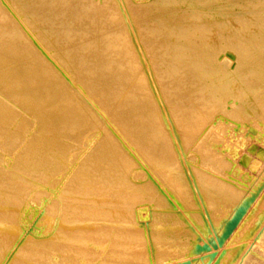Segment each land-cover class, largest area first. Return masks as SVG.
I'll return each mask as SVG.
<instances>
[{
  "label": "bare ground",
  "instance_id": "obj_1",
  "mask_svg": "<svg viewBox=\"0 0 264 264\" xmlns=\"http://www.w3.org/2000/svg\"><path fill=\"white\" fill-rule=\"evenodd\" d=\"M145 1L0 0V158L19 189L61 183L100 136L56 218L41 210L50 237L1 231L6 264H211L244 213L216 264H264V0Z\"/></svg>",
  "mask_w": 264,
  "mask_h": 264
},
{
  "label": "rangeland",
  "instance_id": "obj_2",
  "mask_svg": "<svg viewBox=\"0 0 264 264\" xmlns=\"http://www.w3.org/2000/svg\"><path fill=\"white\" fill-rule=\"evenodd\" d=\"M152 0H147V1H145V3L146 2H151ZM141 3V2H140ZM181 5V4H180ZM181 9H183V8H181ZM179 10H180V8H179ZM62 26H64L63 24H61L60 26H58V28H62ZM73 29V28H72ZM72 29H68L69 31H66L68 34H69V36H67V35H61L60 36V38H63L64 40H66V39H71V40H69V43L68 44H66V42H64L65 44H66V46L68 47V46H70V44L73 42L72 41V38L73 37H77V35H75V33H73L72 32ZM62 44V43H61ZM65 46V47H66ZM72 46H76V45H72L71 44V47ZM220 62H222V63H224L225 64V67H226V69H228V70H231L232 69V61L229 59V58H227V57H223L222 59H220ZM1 73H2V71H1V69H0V76H1ZM3 96H2V94H0V100L1 99H3L2 98ZM17 102V103H16ZM11 102H8V104H10ZM13 103H16V104H20V100L18 101H13ZM11 105V104H10ZM14 105V108H13V106L11 105V108H12V110L14 111L15 110V104H13ZM22 119L23 118H25V120H27V118L26 117H21ZM215 123L214 122H212L211 124H210V127L211 126H213ZM36 130H37V127H31L30 129H29V132H28V137H31L35 132H36ZM3 135V136H2ZM90 135H92L91 133L89 134V136ZM2 136V137H1ZM243 136L244 137H250L251 135H250V133L248 132V131H246V132H244V134H243ZM3 137H5V138H3ZM0 138H3V139H6V141H7V136H5L4 134H1L0 135ZM5 141V140H4ZM100 141V136H98V137H95L93 140H92V144L89 146V148L88 149H84V147H80V148H78L77 150H74L72 153H71V155L72 156H76V159H77V164H75V167L74 168H72V170H71V172L69 173V175L60 183V182H56V180H59L62 176H60V177H54V178H52L48 183H46V188H31V187H26L25 189H19V187L17 186V184L20 182V181H18L19 179H17L18 177L19 178H21L22 179V176H21V174L20 173H16L18 170H11L10 168H7V164H8V160L7 161H4V160H2V156H3V154H2V158H0V164H1V161H2V164L0 165V183H1V185H0V187L2 186V184H3V182H1V177L2 178H4L5 176H4V174L6 175V174H8V175H6V177L7 176H11V174H12V176L11 177H5L6 178V180L8 181V180H10L9 182H11V180L13 181V179H12V177L14 178V184H15V187H14V184H7V181H5V179H2L3 181H5L4 182V184L6 185V186H4V187H2V189H4L5 191H2V193L1 194H4L5 195V192H6V188L7 187H10V188H7V190H9V191H11L10 189H11V186H13L12 187V189L13 190H15L14 192L13 191H11V195L10 196H12V199H10L12 202L14 201V199H16V201H17V203L19 204H17L15 201L12 203L11 201L9 202V201H7V202H9L7 205H6V207H4V209L6 210V211H8L7 213H10L9 215H12V219L13 220H15L16 219V221H13V220H11V218L9 219V220H5V219H7V216L8 217H10L9 215H5V214H7L6 213V211H4V209H1V211H0V214L2 215V216H4V218H3V220H2V218L0 217V220H2V222H3V225H2V223H1V221H0V234L2 233L1 231H3V234H5L6 232H5V228L6 227H11L12 225H15L16 223L15 222H17L18 221V219H20V221L22 222H24V225H25V229L26 230H29L30 231V235L31 236H33V237H37V239L39 238H41L42 236H43V238H48V237H50V235H51V233L49 232V230H50V228H47L46 227V225H41L40 224V222L43 220V218H42V211H44V209H48L49 211H50V213H49V215L54 219V218H56V216H57V214H58V212H59V205L57 204V200H56V197L58 196V194H54V193H56L57 191L59 192H61L62 190H63V188L68 184V182H69V180H70V178L73 176V173L77 170V168H78V164H80L91 152H92V150L95 148V146L98 144V142ZM25 147V143L23 144V145H21L20 147H18L17 148V150L15 151V154H18L19 152H21L22 151V149ZM1 155V154H0ZM4 162V163H3ZM6 165V166H5ZM3 167H5V168H3ZM7 169V170H6ZM4 171H6V172H8V173H4ZM135 172V171H134ZM133 172V173H134ZM11 173V174H10ZM67 173V172H66ZM10 174V175H9ZM14 175H16V176H18L17 178L14 176ZM20 179V180H21ZM8 182V183H9ZM9 185V186H8ZM264 185V184H263ZM17 186V187H16ZM48 187V188H47ZM256 187V189H258V191L259 192H261V191H263L264 192V188H261L260 186H258V185H255L254 186V188ZM29 188H31V189H29ZM19 191V192H17V190ZM27 189V191H25ZM22 190L25 192V194L23 193L22 194ZM9 191H7L8 192V194H10V192ZM20 191H21V193H20ZM6 192V193H7ZM13 192V193H12ZM17 193V194H16ZM21 195H20V194ZM28 193V194H27ZM43 193H47L46 195L44 194L43 195ZM8 194H6V195H8ZM13 194H14V197H13ZM17 197H16V196ZM20 195V196H19ZM19 196V197H18ZM21 196H22V198H21ZM16 197V198H15ZM27 198V200H26V198ZM18 198H20V199H18ZM24 198V199H23ZM255 200V199H254ZM19 201V202H18ZM20 201H22V203L20 204ZM4 202H3V205L5 204ZM10 203H12L14 206L16 205H18L19 206V208L23 205V206H25V208H24V211L22 212V214L21 215H19V213H17L18 212V210H19V208H18V206L17 207H14L12 204H10ZM10 204V205H9ZM12 205V206H11ZM5 206V205H4ZM7 206H9V208L10 209H8V207ZM11 206V207H10ZM142 208H144L145 209V207H139L138 209H142ZM137 209V210H138ZM3 210V211H2ZM14 210V211H13ZM42 210V211H41ZM17 211V212H16ZM142 211H143V209H142ZM142 211H141V216H142V218L143 219H146L147 217V214H145V211H144V213H142ZM155 210H151V212H154ZM11 212L13 213V214H11ZM14 212H16V213H14ZM2 213H4V215L2 214ZM15 214V215H14ZM40 215V216H39ZM6 216V217H5ZM15 216H16V218H15ZM41 217V218H40ZM243 217H245V213H244V215H243ZM239 218L238 220H237V223L234 225V223L232 224L233 225V228H231L230 229V231H227V232H225L224 234H223V236L221 237V240L220 241H218L219 243L216 245V246H214L213 248H211V249H208V250H206V252L202 255V256H199L197 259L198 260H200V259H202V258H210V260H211V264H216L217 263V261H218V259L219 258H221L222 256H223V254H225L226 252H228V251H230V250H233V249H236V248H239V247H241V245H242V243L241 242H239L238 241V239H237V231H239V229H240V226H239V224L242 222V220L244 221V218ZM15 218V219H14ZM24 219V220H23ZM41 220V221H40ZM8 221H10L9 223H7ZM13 221V222H12ZM40 221V222H39ZM39 222V223H38ZM10 223H12V224H10ZM14 223V224H13ZM8 224V225H7ZM2 227V228H1ZM8 227V228H9ZM12 227H14V226H12ZM3 229V230H2ZM7 229V228H6ZM24 229V230H25ZM47 229V230H46ZM14 234H15V236H14ZM12 236H13V240H11V239H5L6 240V242H4V243H8L9 244V246L11 247V249H10V247H7L6 245H4V247H5V250H6V252H7V250H8V252L9 253H12V251H14L13 250V245L15 246V243L18 245V244H20L22 241H24L23 240V238L24 237H20L21 235L20 234H18V233H14ZM235 234H237V235H235ZM18 236V237H17ZM24 236H28V234H25ZM0 238L2 239L3 238V235H1L0 236ZM19 238V239H18ZM21 238V239H20ZM16 239V240H15ZM18 239V240H17ZM25 239V238H24ZM10 240V241H9ZM20 240H21V242H20ZM12 241L14 242L13 243V245H12ZM20 243H19V242ZM18 242V243H17ZM11 243V244H10ZM253 246L255 245V244H252ZM7 247V248H6ZM16 248V247H15ZM3 251H4V249H3ZM3 251H1V252H3ZM0 252V259H2V257H3V259L2 260H0V264H6V261H4V255L2 256V253ZM14 252H16V251H14ZM13 252V253H14ZM21 259H23V258H20L19 257V260H20V263H18V264H22L23 263V261H25V260H21ZM17 260H18V258H17ZM16 260V262H18ZM21 261H22V263H21ZM45 263H50V262H45ZM45 263H42V264H45ZM8 264V263H7ZM16 264V263H15ZM24 264H26V262H24ZM51 264V263H50ZM184 264H189V262H186V263H184Z\"/></svg>",
  "mask_w": 264,
  "mask_h": 264
}]
</instances>
